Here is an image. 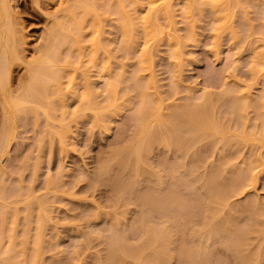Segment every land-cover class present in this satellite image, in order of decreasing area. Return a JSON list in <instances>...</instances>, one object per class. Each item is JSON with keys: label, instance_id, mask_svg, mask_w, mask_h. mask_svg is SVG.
Segmentation results:
<instances>
[{"label": "rangeland", "instance_id": "rangeland-1", "mask_svg": "<svg viewBox=\"0 0 264 264\" xmlns=\"http://www.w3.org/2000/svg\"><path fill=\"white\" fill-rule=\"evenodd\" d=\"M38 1L15 0L12 2L15 10L16 28L18 27L20 30L19 34L24 41V45L22 44L24 47H22L26 59H31L34 50L44 42L47 30L52 27V18L55 20L56 9L67 5L65 4L66 0L64 2H62L63 0H41L42 4L41 1ZM256 2L251 3L252 5L249 2L243 3L246 6L250 5L245 7L248 24L253 27H250L253 29V34L247 36L248 38L243 37L244 34H240L245 31L242 30V27L238 28V25L241 26V22H238L241 19L238 11L239 19L237 18L235 25L239 30L240 28L242 30L238 32L239 40L231 39L233 35L230 36L231 32L227 33L228 31L223 33L221 39H217L212 29L215 25V18L212 16L211 10L208 11V7L205 6L207 9H204L205 12L203 11L205 15L203 14L202 18L198 16L200 19L195 22L196 40L186 42L189 44L185 47L186 54L183 59L182 75L177 86V98L173 96L176 103H182L186 96L192 93L199 95L210 91L217 97L227 87L228 89L235 87L234 90H236L240 86L251 84V98L263 99L262 103L259 101L262 104L261 107L260 104L256 105L258 108L251 105L245 110L246 121L243 122L246 124L243 126L246 125L251 132L256 129L264 131V98H262L264 77L260 75L258 78H252L251 74L255 53L263 48V42L259 39L263 33L259 34L258 29L261 31L262 28L264 31L263 17H261V14H264V2H261L262 6ZM176 4V18L179 21L177 27L181 29L179 31L181 34L187 33L186 19L184 22L185 16H183L185 14L184 2L176 0ZM259 7L263 10L262 12ZM60 11L57 12V16H62L59 15ZM113 16L116 15L113 14ZM116 19H111L112 21L106 19L107 22L105 21L106 31L104 29V33L106 32L105 34L108 36L105 44L108 48L100 50L99 60H108L114 75L120 70H125V73L130 77L133 65L139 66L137 57L140 56L144 40L140 38L136 43L135 53L138 56L135 54L130 57L124 56V51L119 49L122 35L117 26L118 19ZM249 25L246 26L249 28ZM85 31V37L89 42L94 31L92 21L86 23ZM172 48L167 40L160 42L156 47L157 51L151 68L143 73L145 79L149 78L151 71L154 73L164 96L169 95L172 88V70L175 68V62L170 55L173 53ZM73 49L76 48L73 47ZM69 51V47L66 46L60 50L62 55H67ZM99 65L98 63L92 65L90 72L99 92L97 99L103 100L106 95L104 85L107 77L98 78L101 73ZM25 67L24 62L20 66H15L12 73L14 75L12 83L15 86L19 83L21 74L25 73ZM65 79L67 81V78ZM74 87L76 92H68L66 95L69 114L64 123L70 125L71 133H69L64 148L60 143L59 135L56 137L57 134L54 130L55 127L59 129L58 124L63 121V119L60 120L61 110L53 114L56 115L55 119L54 116L49 119L51 122L45 117L41 108H39L41 112L35 116L36 119L33 118L34 115L29 116V114L28 117L26 116L28 120L24 119L25 116H23V120L21 118L25 113L22 112L21 118H15L13 121L14 139L12 138L9 150L0 154V167L3 170H0V212H6V215H9L4 226L5 231L3 235H0L1 257L6 256L11 248L14 250L15 259L23 256L24 253L21 252L23 250L21 245L23 233L25 234L27 231L26 235H29L30 228L28 226H30L32 227L30 235H32L29 240L33 241L38 230L42 228L43 241L41 250L35 257L36 260L28 258V264H97L99 258H106L104 256L108 254L110 238L116 236L117 230L119 233L117 236L122 235L129 246H142L135 256L122 255L124 257L120 264H153L149 262V256L156 252L166 258L164 264H188L187 260L182 258L183 254L181 255V252L184 251L183 246L199 249L200 258L205 255L208 258V264H264V258L259 259V250L261 246L264 247V230L263 232L254 230L257 226L260 228L261 225L264 229L263 222L259 221L258 224L255 222V215L259 211L254 209L256 208L254 205L259 202L262 208L264 207V144L258 136L260 133L248 140L239 135L241 124L237 125L239 121L237 120V123L230 116L229 111L233 110V107L230 105L232 108L230 107L231 110H228L230 104L228 101L225 103L214 100L221 117L226 118L227 132L225 134L228 137L226 141L228 143L222 140V133L210 135L199 132L194 134L193 143L190 142L191 144L185 145L186 147L183 146L184 150L179 146L168 147L154 144L146 156V161L141 164L145 172L148 171L147 175L150 173L152 175L150 177L144 175L147 178H142L139 185L135 186L134 193L132 191L133 195L131 194L132 196L127 200H122L120 191L111 183V178L115 176V173L123 174L124 167L120 166L117 160L118 152L123 151L124 154L127 152V144L131 141L136 130L134 120L130 116L136 106L131 98V96H135V93L133 92L130 96H125L119 101L120 111L115 113L116 115L112 114L114 118L112 115V118L108 117L110 123L108 121L109 127L105 129L96 124L91 110L84 112L79 110L80 94L83 90L80 77L76 80ZM169 101L171 103L172 100ZM167 111L164 110V113ZM37 120L39 126L36 125ZM47 122L50 124L48 125ZM256 125L260 128L255 127ZM248 165L249 168L253 166V169H250L253 170L252 174H256L254 184L243 191H235L238 183L232 179L234 176H243L242 171L248 168ZM217 166H221L220 173H223L224 181L227 184V196L223 200L222 198L211 199L207 195L205 186L206 175ZM243 167L245 168L242 169ZM246 171L247 174L251 172L247 169ZM246 171L244 172L246 173ZM151 176L153 177L151 178ZM247 177L249 179L250 176ZM2 187L6 188L4 192V189L1 190ZM147 192L150 193L149 195L153 194L154 197L161 195L162 198H166L164 200L168 198L166 202L170 200L172 203H169L170 206L167 208L171 210H167L165 207H163L164 209L156 208L150 203V200L148 203ZM143 194H146L148 198ZM143 196L146 197L147 203L143 202ZM248 204L250 205L248 206ZM209 208L215 211L211 215L212 217H209V222L225 221L230 218L234 226L236 225L245 232H251L248 233L249 238L247 237L250 240L246 239L248 242L244 241L243 243L238 237L239 240L230 234H226L221 239L202 236L201 229L205 228V217ZM28 210L32 211L31 214ZM170 212L174 213V217L172 216V219L168 220L167 216L171 217ZM26 213L31 215L28 226L25 222L28 217L24 218ZM260 216L259 213L258 217ZM16 217H18L17 222H15ZM142 220L150 226H159L158 228L167 225L169 234L165 233L167 236L172 235L169 237L171 239L160 233L163 234V237L159 236L160 241L158 239L157 243H145L147 230H144L146 227L143 229L144 221L142 223ZM167 238L170 241L167 242ZM31 243L32 247L29 249L28 244L26 246L30 250V253H27L30 258L31 251H33V256L35 255L36 250L33 247H37V245L35 246L34 243L39 245L35 241ZM143 243L145 244L143 245ZM167 247L174 250L171 257L170 253H166V250L169 252L172 250ZM248 248L254 250H250V252H254L250 262L244 256V252ZM8 264L15 263L10 260Z\"/></svg>", "mask_w": 264, "mask_h": 264}, {"label": "bare ground", "instance_id": "bare-ground-1", "mask_svg": "<svg viewBox=\"0 0 264 264\" xmlns=\"http://www.w3.org/2000/svg\"><path fill=\"white\" fill-rule=\"evenodd\" d=\"M13 1L15 0H0V154L9 150L8 147L12 142V138L14 139V119L20 117L22 112H24L25 115H22V118L20 117L21 119H23V116H25L24 119L28 120L27 117L29 114V116L34 115V118L41 112L39 108L43 109L42 112L43 114L45 113V117H47L48 120L53 116L55 119L56 114H53L58 110H61L60 120L63 119V121L59 122V129H56L55 127L54 130L57 134L56 137L59 135L60 143L64 148L67 143V138L70 135L69 133H71L70 125L68 126L67 123H64V120H66V117L69 114L66 103V95L68 92H76L74 85L78 77L81 78L83 85V90L80 94L81 105L79 110L82 112L91 110L93 112V117L96 124L103 126L105 129L109 127L107 123L108 121L110 123V119H108V117L110 116V118H114V115L120 111L119 101L125 96H130L133 92L135 93V96H131V98L132 102H134V105L136 104V106H134L135 110H133V114L131 113L132 115L130 116L132 120H134L136 130L133 133L134 135L131 141L127 144V152L124 154L123 151H119L117 159L120 166L124 167V172L121 175L115 173L114 177H110L111 183L119 189V194L122 200H127L133 195V189H135L136 185H139V182L142 180V178L144 179L145 177L147 178V176L150 177V175H152L151 173L147 175L148 171L145 172V169L142 168L141 164L142 162L146 161V156H148L147 154H149V152L152 150L154 144H162L168 147L179 146L184 150L187 145L193 143L192 139H195L194 134L199 132L210 135L222 133V140L224 142L227 141L228 137L225 134L227 132L226 118L221 117V113L218 110L217 104L214 103V100L225 103L228 101V103H230L228 110H231L233 107V110L229 111V113L232 119L239 121V123L237 121V125L241 124V131L240 134H238L242 138L248 140L251 139V137L257 136V133H260L258 136L260 137L261 142L264 144V131L259 129V132L256 128H254L256 130L253 129L254 131L251 132L247 129L248 127H246V125L245 127L243 126V124H246V122H243L245 120L244 113L246 108L250 107L251 105H254L255 108V106H258V104H260V102L263 100L260 98H251V84L244 87L240 86L241 88L238 87L236 90H234L235 87H231L232 89H228L227 87L225 90H223V92L219 93L217 97H215V95L210 91H205L199 95H193L192 93L186 96V99H184V102L182 103H176V99L173 97H176V92H178L177 86L180 76L182 75L183 59L186 54L185 47H187L189 44L186 42H193L196 40L195 22L197 19H200L199 17L202 18L203 14L205 15V6L208 7V11L209 9L211 10L212 16L215 18V25L210 26H213L212 29L214 30L216 38H222L223 33L228 31L227 33L231 32V35L229 34L230 36L233 35L231 39L234 38L236 40L238 32L242 30L245 31V33H240L244 34L243 37L253 34V29H250L252 26L248 24L249 20L245 13V7L247 8L248 6L252 5L251 3H255V1H257L256 3H259L258 5L262 6L261 2H264V0H243L244 2H249L250 5L248 4V6L244 5L242 0H182L184 2V8L182 7L185 13L183 15L185 16L184 22L185 19L187 22H185L187 33L183 34L179 32L181 29L177 27V22L179 21H177L176 18V0H66L65 4L67 5H64L63 8L60 6V9H56L57 12L61 10L59 15L62 16H57L58 14L56 12L55 20L52 18V27L47 30L46 35L44 36V42L41 45H38L36 50H34L35 52L33 53L34 55L31 59H26L25 53L23 54L24 41L22 36L19 34L20 30L18 27L16 28V20L14 16L15 10L12 3ZM62 2H64V0ZM36 4L38 5L37 2ZM260 7L259 9H261ZM238 11L241 15V19L238 20V22H241H239L241 26L238 25V28L242 27V30L241 28L239 30L235 25L237 18L239 19ZM260 11L262 12L263 10L261 9ZM211 12L209 13L211 14ZM113 14L116 16L114 17ZM261 15V17H263L262 21L264 23V14ZM111 16H113V18H111ZM110 18L112 20L116 18L118 19V22H116L122 35L119 49L122 52L124 51V56L126 55V57H130L133 54L136 55L135 48L138 39L143 38L144 40L143 47L139 54L140 56L137 57V64L139 66L136 65L135 67L133 65L134 68L132 67V69L135 70L130 71V77L129 74L125 73V70H120V72L114 75L115 73L113 74L110 62L105 59L99 60L100 50H106L108 48V46L105 44V40H108V36H106V32L104 33V29L106 31V19L111 20ZM88 21H92V26L94 29L93 36L89 42L85 37L86 23ZM211 24H213V22H211ZM246 25H249V28ZM263 25L264 24H262V26ZM235 26L238 29L237 31L235 30ZM261 31L258 29L259 34L263 33L262 36L259 35V39L263 42V48L255 53L256 55L254 56V64H252L253 66L251 67V74L253 76L252 78H258L260 75L264 77V31ZM240 36L242 38V35ZM166 40L168 41L169 46L173 47V53H171V51L170 55L175 62V68L172 70V88L169 92V95L164 96L160 90V84H158V80L154 73L151 71L148 79H145L143 73L151 68V64L154 61L155 52L157 51V45H159L162 41L166 42ZM64 46L67 48L69 47L70 49L67 55H62V52H60L61 48ZM73 47L76 49H73ZM73 53L76 54L73 55ZM23 62L25 63L26 70L24 74H21L20 81H18L19 83L15 86L12 83V81H14V75H12V73L15 66H20ZM96 63L100 64L99 67L101 66V70H99L101 73H99L98 78L103 76L107 77L104 85V91L106 92V95L103 100L97 99L99 92L97 91L95 83L91 78L92 75L90 69L91 66ZM65 78H67V81ZM120 86H122V88H120ZM172 90H174L175 93H173L174 91ZM262 98H264V95ZM170 99L173 102L171 101V103H169ZM253 99L257 100L255 101ZM41 104H44L45 107L44 105L41 106ZM257 106L256 108H258ZM261 106L262 104H260V107ZM164 110L168 111L164 113ZM36 118L37 117H35V119ZM49 121L51 122V120ZM26 122L30 123L28 121ZM36 122V125L39 126V121L37 120ZM50 122H47L48 125ZM27 123L25 124L27 125ZM257 125L255 127H259ZM183 146L185 147L183 148ZM179 147L177 148L179 149ZM220 167H213L214 169H211L212 171H210L205 177L207 195L211 199L222 198L223 200L227 196V184L224 181L223 173L221 172L222 175L220 173ZM252 167L253 166H250V168ZM248 168L246 169L248 171L250 170V173L252 174L253 170ZM246 169H244V171H246ZM0 170H2L1 167ZM244 171H242L243 176L239 175L241 174L239 173V176H234V179H232L236 181L235 183H238V185L236 184L237 186L235 185V191H243L247 187H250L254 184L253 181H255L254 178L256 174L254 173L249 175L250 173L247 174V171L246 173ZM247 176H250V180ZM152 177L153 176H151V178ZM1 190L4 192L6 188L2 187ZM146 194L143 195L146 197L148 195L149 198L147 197V201L150 200V203L155 205L156 208L162 207V209H164L163 207H165V209L171 210L167 208L172 203H170V200L169 202H166L168 198L167 200H164L166 198H162L163 196L161 195L156 196L154 194V197L152 196L153 194ZM146 197H144L143 201L145 203H147L145 200ZM173 198L175 199V196H173ZM249 205L250 204H248V206ZM254 206H256L254 209H256L257 212L259 211L258 214L255 211L257 214L255 215V222L258 224L260 223L259 221H261L264 224V207L262 208L260 202ZM28 212L31 214L32 211L28 210ZM172 212H170L171 217L167 216L168 220H170L169 218L172 219L174 214H171ZM17 213L19 214V212ZM214 213L215 211L212 208H209V212L205 217V228L201 229L202 236H209L212 239H221L226 234H230L233 236V238L238 237L241 241H243V243L244 241L248 242L246 239L249 238L248 235L251 232H245L236 225L234 226L230 218H227L225 221L220 220L213 223L209 222V217H212L211 215ZM259 213L261 214L260 217H258ZM25 215L24 218L28 217L25 220L26 225L28 226V223H30L29 216L31 218V215H28L27 213ZM0 216V235H3V232L5 231L4 226L9 215L7 216L6 212L1 211ZM17 218L18 217H16L15 222H17ZM143 221L144 220H142V223ZM146 223L147 222L144 221L142 224L143 229L146 227L144 230H147V234L145 233V243H157V240L161 235L160 233H163L165 234L164 236H167L166 233L169 231L168 227H166L167 225L165 226L166 228L164 225L163 228H158L159 226H150L148 223ZM116 226L119 227V225ZM28 227L30 228V230L28 228L29 235H26L27 231L25 234L23 233L24 237L21 242V245L23 246V250L21 252L25 254H23V258L17 257L15 259L13 255L14 250L11 248L6 253V256H0V264H8L10 260H13L15 264H28V258L36 260L35 257H37V254H39L41 250L43 229L40 228L38 230L39 234L37 233V236L35 234L36 237L33 235V238H35L32 240L39 243V245L34 243L35 246L37 245V247H39L38 249L37 247H33L36 250V256H33V251H31L32 256L30 258L27 253H30V250L28 249L32 247L30 245H32L31 242L33 241L29 240L30 236L32 235H30V233H32L30 232L32 231V227ZM257 228H259V226L254 229L255 232L256 230H259V232H263L264 230L262 225L259 229ZM117 234H119L118 230L117 233H115L116 236L110 238L111 241L109 242L108 246V254L107 256H104L106 258H99L96 262L97 264H120L122 258L124 257H122V255L135 256L142 247L140 245L129 246L126 244L124 237H122V235L117 236ZM163 234L160 237H163ZM171 236L168 235L167 237L169 238ZM169 239L167 242L170 241ZM160 240L161 238L159 241ZM29 241H31V244L28 243ZM145 243H143V245ZM11 245L13 246L12 242ZM183 247L184 251L182 250L183 253L181 252V255L183 254L182 258L184 257L188 264H208V258H206L205 255L200 258L199 249H193L189 246ZM167 248L170 249V247ZM251 249L248 248V252L247 250L244 252V256L248 262H250L254 254V252H250ZM173 251L174 250L169 252V250H166V253H170L169 256L171 257L174 253ZM176 252L178 253V251ZM158 253L156 252L149 256L150 263L164 264V262H166V258L162 257V255ZM263 253L264 247L261 246L259 250L260 260L264 258L262 257L264 256Z\"/></svg>", "mask_w": 264, "mask_h": 264}]
</instances>
